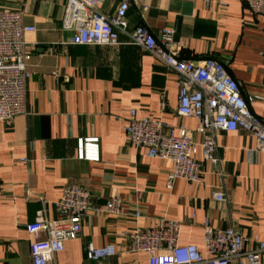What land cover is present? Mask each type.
<instances>
[{"label": "crops", "instance_id": "0c3cea01", "mask_svg": "<svg viewBox=\"0 0 264 264\" xmlns=\"http://www.w3.org/2000/svg\"><path fill=\"white\" fill-rule=\"evenodd\" d=\"M66 0H0V10L22 12L33 28L24 36V62L31 74L25 87V115L0 122V264H29L26 227L43 209L51 220L65 186L90 195L80 235L64 243L55 264H147L130 249L126 235L165 218L180 224L178 244L203 248L205 222L235 228L247 247L264 242V159L256 140L243 130L218 131L220 174L204 162L200 180H175L166 187L169 161L148 158L132 146L124 128L131 111L159 120L165 131L187 130L195 143L194 118L177 112L174 74L131 45L73 46L61 30ZM145 13L130 7L129 30L146 27L153 36L171 29L181 43L179 57L194 63L221 62L238 83L251 112L264 123V16L240 0H141ZM225 4L222 9L220 4ZM117 0H105L112 12ZM97 139V159L77 158L78 140ZM25 160L26 163L22 162ZM224 194L225 202L213 200ZM115 200L118 212H103ZM139 212V216H136ZM254 241V242H253ZM112 245L116 255L96 263L85 255ZM264 264V252L259 256Z\"/></svg>", "mask_w": 264, "mask_h": 264}, {"label": "built area", "instance_id": "2783aa9c", "mask_svg": "<svg viewBox=\"0 0 264 264\" xmlns=\"http://www.w3.org/2000/svg\"><path fill=\"white\" fill-rule=\"evenodd\" d=\"M117 1L110 13L105 11V0H66L61 30L69 33L68 44L73 46H136L174 74L176 112L180 117L196 120L195 132L202 136L201 142L195 143L184 128L175 134L165 131L159 120L137 118L135 111L130 112L124 128L127 141L145 148L148 158L171 163L166 187L171 189L175 180L189 184L200 180V165L194 160L198 149L203 161L220 174L221 160L214 139L218 131L240 129L249 133L256 140V152L264 159V123L250 110L255 99L263 98L244 99L238 83L213 58L200 63L180 58L182 45L173 30L162 29L157 36L142 25L129 30L126 21L129 8L136 7L145 13L147 7L141 0ZM240 1L254 14L264 16V0ZM220 7L224 9L225 4ZM32 31V27L23 23L21 11L0 10V122L26 114L25 87L31 74L24 62V36ZM97 156V139L78 140V159L96 160ZM212 197L216 202H225L221 192H214ZM89 200L86 190L69 185L54 204V219H47L43 209L37 212L35 220L26 227L29 264H55L64 243L80 235ZM117 203L106 202L103 212H118ZM179 229V223L162 218L149 228L134 229L125 237L133 252L146 254L147 264H260L264 242L247 247L248 240L235 228L216 229L205 222L201 251L195 246L179 245ZM85 255L100 263L114 257L116 251L112 245L95 248L88 244Z\"/></svg>", "mask_w": 264, "mask_h": 264}]
</instances>
